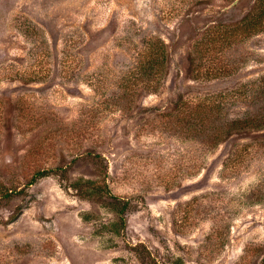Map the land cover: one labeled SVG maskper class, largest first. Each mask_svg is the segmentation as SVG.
<instances>
[{
	"label": "rangeland",
	"instance_id": "374dc122",
	"mask_svg": "<svg viewBox=\"0 0 264 264\" xmlns=\"http://www.w3.org/2000/svg\"><path fill=\"white\" fill-rule=\"evenodd\" d=\"M253 1L0 0V264H264V127L208 148L175 109L235 92L223 120L264 116V30L207 54L223 79L189 55ZM149 34L163 83L117 100Z\"/></svg>",
	"mask_w": 264,
	"mask_h": 264
},
{
	"label": "trees",
	"instance_id": "16d2710c",
	"mask_svg": "<svg viewBox=\"0 0 264 264\" xmlns=\"http://www.w3.org/2000/svg\"><path fill=\"white\" fill-rule=\"evenodd\" d=\"M233 7H236V4ZM263 30L264 0H254L250 9L232 23H209L204 29L203 36L194 43L189 54L194 79L218 80L233 74L237 68L234 63H219L218 66L212 58H209L214 65L211 64L207 68L206 66L203 67L207 54L213 56L220 54L237 39L258 34ZM198 59L200 61L196 63ZM169 60V46L161 36L149 34L143 37L141 47L135 55V61L127 69L121 81L125 89L124 95H117L116 99L122 100L134 95V85L153 92L158 90L163 83ZM253 86L258 88L255 95L264 92V76L258 81H254ZM231 93L235 92L201 94L188 99L181 95L175 103V109L179 105L184 106L183 109L177 111L178 120L186 121L188 133L201 137L208 148L216 147L240 133L241 130L264 127V116L248 115L246 117L237 116L228 120L222 119V111L228 102L224 97L232 95ZM232 100L233 102L238 100L237 94ZM181 101L182 104H180ZM167 115L173 116L174 114L168 113ZM227 160V164L223 163L225 167L235 161L236 158L234 159L231 153Z\"/></svg>",
	"mask_w": 264,
	"mask_h": 264
}]
</instances>
